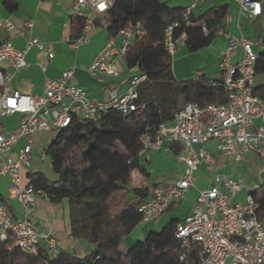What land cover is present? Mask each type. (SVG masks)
Returning <instances> with one entry per match:
<instances>
[{
    "label": "built area",
    "instance_id": "1",
    "mask_svg": "<svg viewBox=\"0 0 264 264\" xmlns=\"http://www.w3.org/2000/svg\"><path fill=\"white\" fill-rule=\"evenodd\" d=\"M203 1L206 0H188L182 13L188 24H192L189 15ZM235 1L240 13L256 17L262 12L260 0ZM111 4L112 0L73 1L71 19L81 17L83 25L76 37L66 38L72 48L88 42L95 16L106 14ZM2 24L13 28L7 20H0ZM177 24L173 22L163 32V45L171 55L185 40L184 32L178 37L173 35ZM31 28L29 20L16 31L25 34ZM202 29L206 31L203 23ZM143 32L139 22L120 29L119 44H107L87 67L89 74L117 75L113 63L124 59L130 45ZM33 47L41 52L38 65L46 70L54 57L51 40L28 34L21 48L9 39L0 42V176L8 177L7 198L16 200L21 211L20 217L13 218L0 198V240L6 241L7 249L17 247L31 255L42 252L54 257L59 252L54 237L39 231L32 222L40 191L32 187L23 172V167L31 164L34 136L66 127L75 119L96 123L109 108L128 114L136 108L137 87L145 74H133L123 92L111 88L107 99H98L77 84L71 66L56 77H45L42 92L31 95L10 85L6 68L17 71L24 67L25 54ZM237 47L242 54L234 61ZM259 51L264 52V36L258 40L242 35L228 36L215 68L217 79L214 81V85L225 88L227 100L204 106L187 102L170 121L160 123L153 134L140 136L141 151L155 152L164 142L179 145L177 157L185 167L180 177L155 186L146 200L137 205L139 223L156 220L172 203L182 201L187 190L195 186L194 172L203 164L216 163L218 153H211L203 146L209 140H216V151L227 159L239 161L251 154L264 162V80L255 82ZM14 114L19 115L17 126L5 128L2 120ZM21 138L24 142L14 158L13 147ZM45 150L39 156L41 161L47 157ZM243 188L244 183L232 172H216L209 187L198 189L190 211L175 226V235L180 240V260L196 251L189 264H264V222L256 215L257 205L251 193L245 194L244 202L235 201Z\"/></svg>",
    "mask_w": 264,
    "mask_h": 264
},
{
    "label": "trees",
    "instance_id": "2",
    "mask_svg": "<svg viewBox=\"0 0 264 264\" xmlns=\"http://www.w3.org/2000/svg\"><path fill=\"white\" fill-rule=\"evenodd\" d=\"M5 4L8 8L16 5L12 0H5ZM183 11L184 7L160 0H112L106 14L109 35H117L129 23L139 22L144 29L124 57L128 67L145 74L137 87L136 108L128 114L109 108L96 123L75 119L66 127L51 130L54 138L45 153L56 178L28 173L29 183L40 191V196L54 204L66 199L69 235L91 243L93 248L81 257L62 249L51 257L42 252L31 255L17 247L7 249L6 241L0 240V264H189L195 257L193 251L184 261L179 259L180 240L175 235L178 217L169 219L159 230L147 232L125 252L120 249L140 221L137 205L149 195L147 187L130 186L133 169L148 176L139 161L140 136L153 134L187 102L204 106L227 100L225 88L214 85L217 76L198 73L181 81L175 78L172 55L163 45V32L178 22L173 28L174 37L184 32L187 50H200L226 27L228 5H215L198 15L191 13L192 24L183 19ZM82 25L81 17L71 20L72 37L80 33ZM255 70L256 74L264 71V53L258 57ZM172 147L175 153L181 149L175 143ZM250 193L257 205L256 215L264 222V180Z\"/></svg>",
    "mask_w": 264,
    "mask_h": 264
},
{
    "label": "crops",
    "instance_id": "3",
    "mask_svg": "<svg viewBox=\"0 0 264 264\" xmlns=\"http://www.w3.org/2000/svg\"><path fill=\"white\" fill-rule=\"evenodd\" d=\"M15 2L14 8H8L5 0H0V20L9 21L13 28H8L4 24L0 25V42L11 40L15 47L21 48L24 45L25 37L30 34L37 37L47 38L52 41V51L54 57L47 66L46 70H42L38 65L41 52L33 47L25 54L26 65L17 71L6 68V72L10 75V85L22 92L31 95L40 94L43 90L45 77H56L63 70L74 67V79L77 84L85 89L91 97L98 99H107L109 89L113 88L118 92H123L126 88V82L130 76L137 73L136 67H128L124 59L116 60L113 68L117 71V75L92 76L89 74L87 67L94 60L96 55L107 45H118L120 42L119 35L111 36L107 32L108 21L106 14L97 15L94 18L95 26L89 31L88 42L72 48L66 41V38H72L71 34V5L74 0H12ZM168 4L167 0H160ZM186 3H175L170 6L185 7ZM262 12L259 16L250 17L246 12H239L238 3L235 0H206L201 2L195 9V14H201L212 6L228 5L229 15L226 20V27L218 30L216 36L211 43L195 52L187 50L184 44L178 46L172 54V71L175 78L179 81L187 78L190 74H198L201 71H213L221 52L225 47L228 36H245L243 34L244 27L252 30V39L258 40L264 36V0H260ZM169 5V4H168ZM32 21V28L25 34H18L17 29L23 27L25 21ZM242 21V22H241ZM251 24V26L249 25ZM257 36H260L257 38ZM247 37V36H245ZM250 38V37H247ZM261 53H258V57ZM242 51L240 47L236 48L233 60H239ZM209 62L201 67L195 68L192 60L206 56ZM195 68V69H193ZM259 84L260 82H256ZM19 115L14 114L2 120L5 128L13 129L17 126ZM264 124V120L262 121ZM24 139L21 138L13 147V157L15 158L18 149L23 144ZM206 150L211 153H218L215 164L201 165L194 177L199 181L208 178L209 185L196 187L194 180V188L196 194L191 199L184 198L182 201L172 203L169 208L156 220L148 223H138L131 232L124 238V247L120 245V249L125 252L137 239L143 238L145 234L151 230L161 229L169 219L178 217L181 219L186 215L196 200L198 189L209 187L213 182L216 172H232L228 169L230 159L225 158L216 151V140H209L203 144ZM180 150L178 151V153ZM178 153L173 151L172 143L164 142L162 147L155 151H140L139 161L143 163L148 176L138 169H133L130 173V186L133 188L147 187L148 192L152 191L155 186L164 185L168 181H172L181 176L184 170V162L177 156ZM33 160L34 158L31 157ZM45 161V160H43ZM39 158L35 162H43ZM50 163V162H49ZM33 164V167H32ZM46 174L41 166L31 163L28 167H23L26 180H29L28 173L40 172L48 179L56 178L51 170ZM196 174V175H195ZM190 189V188H189ZM188 189V190H189ZM187 190V192H188ZM186 192V193H187ZM0 198L5 202L8 210L13 218L20 217V205H13L9 202V198H4L0 193ZM184 214V215H183ZM33 224L41 232H49L55 239L56 245L70 254L83 256L88 253L93 245L83 239L72 238L69 235L68 208L66 199H62L59 203H52L47 198L39 196L36 201V213L32 218ZM138 228L134 238L129 235Z\"/></svg>",
    "mask_w": 264,
    "mask_h": 264
},
{
    "label": "rangeland",
    "instance_id": "4",
    "mask_svg": "<svg viewBox=\"0 0 264 264\" xmlns=\"http://www.w3.org/2000/svg\"><path fill=\"white\" fill-rule=\"evenodd\" d=\"M169 5H174L177 2L181 3H186V1L183 0H167ZM242 22V21H241ZM251 26V24H249ZM243 34L247 37H252V30L248 27H244L243 29ZM181 44H178L180 46ZM255 49L257 50V46H255ZM195 52V51H194ZM206 56V55H205ZM210 60L206 56L205 57H200L198 59L192 60V65L195 64V68L201 67L203 64L208 63ZM193 68V69H195ZM200 73H205L208 77H216V74L213 73V71H207V72H200ZM196 74H190L187 78L189 77H194ZM185 78V79H187ZM183 79V80H185ZM264 80V71L258 72L255 76V82H262ZM54 138V133H51L50 131L48 132H39L34 136V142H33V150H32V157L34 158L33 160L31 159V163H35L41 166L42 170L44 173L49 174L50 173V167H49V160L46 157L45 161L43 162H35L36 158L38 159L41 152L45 147H47V144L51 142V140ZM33 167V164H32ZM228 169H230L233 173V176L241 180L244 183V188L242 189L241 192H239L235 196V201L239 202H244V196L248 192H254L256 188L259 186V184L264 180V162L261 161L257 156L251 155V154H246L243 156V158L239 161L233 160V158H230L228 162ZM196 173V171H195ZM196 175V174H195ZM204 181H199L197 178H195L196 181V187H203L209 185L208 178H204ZM9 182L8 177L5 176H0V193L4 196V198H7V184ZM196 194V189L190 188L188 192L185 194V198L187 200L191 199L192 196ZM10 203H12L15 206H18V203L16 200L11 199L9 200ZM19 207V206H18ZM184 215V214H183ZM138 230L136 228L132 234L129 235V238H134L135 237V232ZM142 239V238H139ZM137 239V240H139ZM136 240V241H137ZM121 247H124V243L120 244ZM36 264H44L41 261H37Z\"/></svg>",
    "mask_w": 264,
    "mask_h": 264
}]
</instances>
